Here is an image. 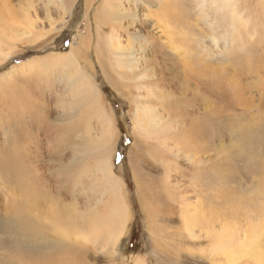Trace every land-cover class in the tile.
Masks as SVG:
<instances>
[{"label": "rangeland", "instance_id": "1", "mask_svg": "<svg viewBox=\"0 0 264 264\" xmlns=\"http://www.w3.org/2000/svg\"><path fill=\"white\" fill-rule=\"evenodd\" d=\"M104 1L0 0V32L16 29L14 54L0 63V147L7 90L39 99L22 121L49 189L41 216L60 215L61 227L48 222L46 238L72 239L78 264H264L248 244L264 223V0H140L138 67L157 74L141 89L129 78L132 56L119 68L107 49L106 62L96 60L99 34H109L108 25L99 28ZM29 16L35 32L23 34ZM121 21V45L135 50L133 29ZM196 52L219 71L207 106L193 97L209 91L210 78L191 81L182 65ZM73 56L89 60L83 68L100 97L74 83L66 66ZM153 61L159 68L147 65ZM31 114H43L39 125ZM204 117L214 132L195 138L190 129ZM17 197L0 187V243L27 234L14 220Z\"/></svg>", "mask_w": 264, "mask_h": 264}, {"label": "bare ground", "instance_id": "2", "mask_svg": "<svg viewBox=\"0 0 264 264\" xmlns=\"http://www.w3.org/2000/svg\"><path fill=\"white\" fill-rule=\"evenodd\" d=\"M91 1L92 0H86L87 6H89L92 3ZM126 1H128L131 4L124 5ZM139 1L140 0H114V1L105 0L104 1V4H103L104 9L101 13L102 14L101 23H100L99 28L102 29L101 31H103V28H104L103 25L105 26L108 25L109 34L108 35L99 34L100 36L98 35L100 42H98L95 56H96V60L101 65H103L102 63L104 59L102 57V54H103V50L107 49L108 53H110L113 56V59L115 60V63L118 68L121 66V64H118V63L121 62V59H125L124 58L125 55L132 56L133 57L131 59L132 65L129 66V71H132V75L129 78L135 82L136 86L139 89H141L142 86L149 88L154 83L153 81L154 75L156 76L157 74L155 73L156 69L154 70L152 68L154 70L153 71V70H148V68H145V67L144 68L138 67L139 60H145V59H142V58H145V56L141 55L142 54L141 52L144 53V49L140 45V43H142V45L144 44L145 31L144 29H142V26L140 24L142 22L137 18L139 12L136 9V4H138ZM131 5H134V6H131ZM115 7L118 8V10H115ZM162 13H161L162 17L164 16V18L167 21L168 20L169 21L178 20L177 17L173 16L174 14H172L171 12H166L163 14ZM122 18L126 19V22L124 23L125 24L124 30L130 31V26H131L133 29L132 34H134V37L136 38L135 40L139 43V46H137L135 50L132 47L130 48L131 49L130 50L127 47H123L121 45V37H122L121 33L123 29V26H122L123 22L121 21ZM24 21L27 23L29 21V23H32V26L29 25L30 27L25 28L23 34H26V33L33 34L35 32V27H34L31 17L29 16ZM166 24L168 25L167 22ZM171 24H174V22ZM19 29L23 31L22 28H19ZM38 29L39 28H37L36 33ZM15 30H16L15 27L11 24L9 25V27L7 26L3 30L4 33L0 32V63L4 62L12 54H14V51L12 50H14L13 42L15 39L14 37L15 35H13V31ZM8 33H11L9 37L7 35ZM38 35L40 34L38 33ZM80 40L82 43L81 45L80 43H78L79 45L78 51L82 53L86 50V48L84 47L85 45L84 36H81ZM183 53H185V51ZM118 55L120 56V58H117ZM69 57H71L70 54L69 56L63 57V58H69ZM72 58L73 60L70 61L71 64L66 65V66L68 67L69 70L74 71L73 77L78 76V79L75 80L74 83H76L77 81L78 83L80 82L79 84L80 89H83L89 92H90L89 88H92L93 92H95L98 95V97H100L99 95L101 94L99 92V89L97 88V85L95 84L92 77L89 74H87V72L83 68V65H84L83 62H89V60L78 61L77 57L73 56ZM163 59L165 60V58ZM202 59L204 58L201 53L199 52L192 53L188 61L189 64L183 63L182 65L184 66L186 65L187 70L184 71L186 75L185 77L186 78L191 77L190 78L191 81H193L194 78H197V80H200L201 78H204V77L210 78L211 81L208 83L206 82L209 88V91H208L209 94L208 92H206V90H201V93L199 92L193 97L194 100L199 99V101L202 104L205 103V105L207 106L208 104L211 103V100L215 99L216 97L214 91L218 83L219 71L217 70L218 67L215 68L213 65H211L210 60L209 62L203 63ZM158 61L148 62L147 65H149L150 67H154V68L158 67L156 65ZM253 64H255V62ZM106 65L107 64L103 66V69H105L106 75L109 76L107 72L108 67ZM167 65H165V67ZM168 67L169 69H167V71H169V73L174 71L173 67L172 68L170 66ZM114 69L115 68L113 67V70ZM229 78H231V76ZM112 81L115 84L117 82L116 80H112ZM157 81H160V79L158 78ZM203 81L205 80L203 79ZM202 83L201 81H199L198 87H200ZM189 85H191V83ZM3 89L4 88L0 90L2 93L4 92ZM6 94H7L5 96L6 102H7L6 104H8V106L10 107L9 108L10 113L8 114L7 117H5V120L3 122L4 134L6 135V138L4 140L5 145L0 147V187H2L3 191L6 193V195L9 198H11V195L13 194V192L17 193L18 197H17L16 203L14 204L12 208V212L15 213L14 220L18 224L26 228L27 234L25 235V233L23 232L19 236L18 235L15 236L17 238H13L14 236H9L8 238L7 237L4 238V240L0 243V264H78L77 261L74 260V257H73L76 254L75 250L76 251L78 250L74 247V245L71 244V242L68 241L70 240L69 238L63 244L59 242L60 240L54 241V238H46L48 235H46L45 228H47L46 226L48 222L50 223L51 228L57 229V231L61 227L60 225H58L59 220H60L59 213L55 215V211H54V214L49 213L46 217L43 216L44 218L41 216L46 211V203L48 201L49 189H47L42 183V178L44 177L41 178L40 164H37L38 162H40L39 157L37 155L32 156L33 151L31 150V147L29 145L30 143H32L31 139L34 136V133L32 132V130H25L23 128L24 123L22 121L23 111H27V109L29 110L31 108H34V106H38L37 104L41 101L36 98L31 100L29 97V94H26L28 96L19 95V92H14V90H12L11 92H8L7 90ZM182 97H185V96L183 95ZM1 101H3V98H0V102ZM4 102L5 100L3 101V103ZM39 105L41 107L42 102L39 103ZM143 109L146 110V108H143ZM141 116L142 115L140 114V117ZM212 116H214V114H212L210 117L207 116V119L204 117V119L197 121L191 127L190 131L195 138L207 137V135H204V133L208 132L209 129H212V131L214 132V124L213 126H208L205 122L206 120L211 121ZM41 117H43V114L41 115ZM41 117L36 114H31L30 120L32 121L34 125H39L41 122ZM25 134L27 137L26 139H24ZM40 222H41V226L39 225ZM249 241L250 242L248 244L250 245L249 247L250 250H252L253 252L256 251L258 253L257 254L258 256H261L264 258V223H261L258 225V227H255V230H253L251 233V238L249 239Z\"/></svg>", "mask_w": 264, "mask_h": 264}]
</instances>
